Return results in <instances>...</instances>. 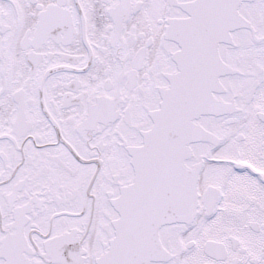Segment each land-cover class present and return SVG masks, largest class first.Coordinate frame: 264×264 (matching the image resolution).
Returning a JSON list of instances; mask_svg holds the SVG:
<instances>
[{
    "label": "snow or ice",
    "instance_id": "obj_1",
    "mask_svg": "<svg viewBox=\"0 0 264 264\" xmlns=\"http://www.w3.org/2000/svg\"><path fill=\"white\" fill-rule=\"evenodd\" d=\"M0 264H264V0H0Z\"/></svg>",
    "mask_w": 264,
    "mask_h": 264
}]
</instances>
